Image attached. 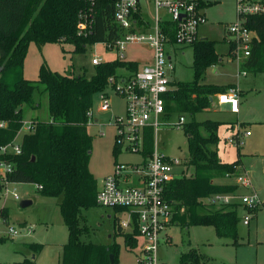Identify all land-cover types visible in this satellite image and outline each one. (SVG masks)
I'll list each match as a JSON object with an SVG mask.
<instances>
[{
  "label": "trees",
  "instance_id": "obj_1",
  "mask_svg": "<svg viewBox=\"0 0 264 264\" xmlns=\"http://www.w3.org/2000/svg\"><path fill=\"white\" fill-rule=\"evenodd\" d=\"M85 9H89L85 0H0V149L13 143L21 133L23 108L39 107L34 95L42 88L48 96L49 112L48 122L31 121L32 131L21 138L20 155L0 152V162L12 166L6 175L8 183L34 184L42 197H61L58 208L68 239L62 247L59 264H110V255L117 264V244L97 245L81 240L89 231L81 211L98 207L97 181L89 171L92 137L87 128L95 95L106 87L108 79L115 76L118 69L136 71L138 64L117 59L102 62L93 66V73L87 76L85 71L79 75H59L43 63L36 81L24 78V60L31 43L38 47L47 43L72 45L70 53L73 55L83 54L94 44L116 41L111 1H95L92 32L82 37L77 34V24L79 14ZM244 26L255 33V38L250 56L240 63V72L264 73V16L248 17ZM191 48L193 78L189 82L172 83L165 110L167 114L177 113L178 119L185 118L180 128L187 139V166L195 169V175L169 183L165 196L175 209L172 223L178 222L182 229L212 227L216 237L229 239L237 246L238 205L208 211L204 199L211 194L237 190L236 185H213L211 176L234 174L239 162L223 163L216 152L210 150L209 147L218 142V122L194 119L198 114L212 111L210 98L232 86L204 82L206 70L221 61L216 42L199 39ZM230 52L229 48L228 54ZM143 132L142 152L148 155L153 148V132L150 128ZM119 149L114 138L113 157H117ZM113 164L117 165L115 159ZM0 218L8 219L7 209L0 210ZM115 235L124 238L128 250L135 248L136 240L131 235L119 228ZM30 248L38 254L42 246L32 244ZM178 264L213 263L190 248L180 253Z\"/></svg>",
  "mask_w": 264,
  "mask_h": 264
},
{
  "label": "rangeland",
  "instance_id": "obj_2",
  "mask_svg": "<svg viewBox=\"0 0 264 264\" xmlns=\"http://www.w3.org/2000/svg\"><path fill=\"white\" fill-rule=\"evenodd\" d=\"M207 1L210 4L204 10L207 23L198 28L197 34L199 39L216 42V51L221 56V61L206 70L204 82L216 86H236L242 94L240 92L237 113L231 112L229 105H217L214 99L212 111L198 114L194 119L197 122H218V142L215 146H210V150H214L223 163L239 162L234 175L225 178L212 175V184L233 186L237 176L248 178L251 185L248 188L238 185L235 194H255L260 204L253 211L237 206V246L232 245L229 239L216 237L212 227L193 226L182 229L178 222L172 223L166 232L171 242H161L160 260L164 264H178L180 253L194 248L208 257L213 264H264V73L244 75L240 72L241 61L228 54L230 46L227 27L237 21L236 0ZM72 49L73 46L67 44L47 43L38 47L31 43L24 60V78L36 81L43 63L59 75H79L85 71L90 76L93 73L92 59L110 62L118 60L119 55L116 49H108L105 44L89 46L83 54L72 55ZM123 54L125 59L132 62L142 64L151 61V50L144 45L129 46ZM170 55L175 68L171 79L175 82L191 81L193 49L177 48ZM121 73L122 69H118L116 76ZM103 91L109 98L107 102L110 108L104 107L100 101L101 92L96 94L87 128L92 137L89 171L97 181V189L101 187L103 178L113 172L114 159L117 164L123 165H138L143 159L140 154L128 152L126 145L120 147L116 158L112 156L116 135L113 118L124 115V100L111 87H104ZM34 102L39 104L38 108H23L24 129L17 136L16 144H20L33 119L45 123L49 121L48 96L43 88L35 92ZM166 119L160 121V124L166 125H160L152 133L154 148L167 157L181 162L188 161L186 136L176 126L178 114H167ZM245 132L249 135L246 136ZM235 135L238 136L239 146L236 141L230 143ZM181 170L182 167L177 172ZM184 173L188 177L194 176L195 169L184 168ZM13 190L18 200L13 198ZM22 201H30L31 205L21 208ZM60 201L61 197H42L34 184L8 183L0 190V210L5 208L8 212L7 220L0 218V264H59L62 247L68 239L67 228L58 208ZM205 204V209L213 210L206 201ZM81 216L89 230L88 234L81 236L83 242L97 245L117 244V264H136L135 254L138 248L128 250L124 238L115 235L118 218L122 216H114L110 209L101 207L82 210ZM245 217L249 218V225H244ZM10 228L17 232L13 237L8 236ZM32 244L42 246L38 254L30 248Z\"/></svg>",
  "mask_w": 264,
  "mask_h": 264
},
{
  "label": "built area",
  "instance_id": "obj_3",
  "mask_svg": "<svg viewBox=\"0 0 264 264\" xmlns=\"http://www.w3.org/2000/svg\"><path fill=\"white\" fill-rule=\"evenodd\" d=\"M88 10L78 17L77 34L87 37L91 34L94 22L93 7L96 0H85ZM112 5V22L118 35L116 41L107 44L108 49L119 52L118 60L129 63L123 52L129 46L144 45L151 50V61L138 66L136 71L122 68L123 73L108 79L106 87H111L117 96L124 100V115L114 116L113 126L116 129V141L126 145L130 153L140 154L142 162L138 165L117 164L113 172L102 180L96 192V205L110 209L118 218V228L136 240L138 248L135 254L136 264H164L160 260L161 242L170 244L168 229L171 227L175 209L166 196V187L172 181L188 177L184 168L187 162L170 158L152 148L145 155L142 152L145 129H157L161 120H167L165 110L167 97L171 92V74L174 72L172 51L177 48L191 47L199 40L198 28L207 23L204 10L209 6L207 0H110ZM237 21L227 27L230 55L241 62L250 56V48L255 33L244 26L248 17L264 16V0H236ZM102 63L92 59L91 65ZM245 75V73H243ZM104 91L100 93L103 106L110 108L109 99ZM239 89L229 88L213 98L217 105H229L230 111L237 113L239 106ZM212 102V103H213ZM211 103V104H212ZM185 122L179 118L177 127ZM24 129V125L22 131ZM26 133L32 131L29 125ZM248 136L249 133L245 132ZM240 145L238 136L234 139ZM1 154L20 155V144L14 141L0 149ZM182 167L183 170L177 172ZM11 164L0 162V186L8 184L6 175L11 172ZM234 174H225L223 178ZM235 185L249 187L250 180L237 176ZM1 188V189H2ZM236 192V191H235ZM232 193H215L204 199L213 210H220L229 205L243 206L253 211L260 204L255 194L237 196ZM15 200L16 193L12 192ZM206 205V204H205ZM207 206V205H206ZM249 218H244V225H249ZM17 232L10 228L8 236ZM133 249V250H134Z\"/></svg>",
  "mask_w": 264,
  "mask_h": 264
},
{
  "label": "water",
  "instance_id": "obj_4",
  "mask_svg": "<svg viewBox=\"0 0 264 264\" xmlns=\"http://www.w3.org/2000/svg\"><path fill=\"white\" fill-rule=\"evenodd\" d=\"M210 102L212 103L213 102V98H210ZM31 161H34V157H32ZM0 190H1V186H0ZM29 205H31V202L30 201H22L20 203V207L21 208H26L28 207ZM109 260H110V264H114V261H113V255H110L109 256Z\"/></svg>",
  "mask_w": 264,
  "mask_h": 264
},
{
  "label": "crops",
  "instance_id": "obj_5",
  "mask_svg": "<svg viewBox=\"0 0 264 264\" xmlns=\"http://www.w3.org/2000/svg\"><path fill=\"white\" fill-rule=\"evenodd\" d=\"M151 56V55H150ZM150 60H151V58H150ZM132 62V61H131ZM150 61H148V62H144V63H142V64H140V63H137L138 64V66H141V65H143V64H146V63H149ZM239 92H241L240 90H239ZM241 94H242V92H241ZM239 104H240V97H239ZM223 106V105H222ZM238 108H239V106H238Z\"/></svg>",
  "mask_w": 264,
  "mask_h": 264
}]
</instances>
